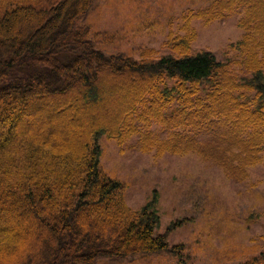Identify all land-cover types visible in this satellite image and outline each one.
Instances as JSON below:
<instances>
[{
    "label": "trees",
    "instance_id": "1",
    "mask_svg": "<svg viewBox=\"0 0 264 264\" xmlns=\"http://www.w3.org/2000/svg\"><path fill=\"white\" fill-rule=\"evenodd\" d=\"M94 1L0 0V264H96L168 250L166 233L154 234L155 203L131 210L121 183L99 168V138L123 143L137 132L134 117L146 127L220 131L161 143L143 133L157 156L192 152L235 182L261 163L264 0H214L189 13L183 36L169 34L174 57L146 49L138 60L106 56L76 25ZM240 10L237 59L190 53L192 19ZM244 264H264V251Z\"/></svg>",
    "mask_w": 264,
    "mask_h": 264
},
{
    "label": "rangeland",
    "instance_id": "2",
    "mask_svg": "<svg viewBox=\"0 0 264 264\" xmlns=\"http://www.w3.org/2000/svg\"><path fill=\"white\" fill-rule=\"evenodd\" d=\"M212 1L95 0L76 25L89 29L94 46L106 56L123 54L138 60L141 52L152 49L158 56L174 57L165 45L169 34L183 36L189 13L205 10ZM242 16L240 10L208 24L192 19L189 25L196 39L190 44V53L205 51L220 62L237 59L238 52L231 47L242 38L238 25ZM235 72L242 76L238 68ZM178 106L177 102L173 107ZM134 118L137 132L123 143L99 138V168L121 183L123 199L131 210L155 203L158 225L154 234L166 233L169 248L158 254L98 259L95 263L244 264L264 251V151L261 163L248 170V178L235 182L195 153L166 151L157 156V144L146 150L142 142L146 132L161 143L178 134L207 140L220 131L167 130L154 122L146 127Z\"/></svg>",
    "mask_w": 264,
    "mask_h": 264
}]
</instances>
